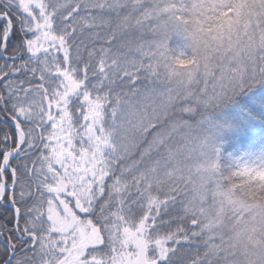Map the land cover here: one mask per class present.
Masks as SVG:
<instances>
[{"label":"snow or ice","instance_id":"obj_1","mask_svg":"<svg viewBox=\"0 0 264 264\" xmlns=\"http://www.w3.org/2000/svg\"><path fill=\"white\" fill-rule=\"evenodd\" d=\"M0 264H264V0H0Z\"/></svg>","mask_w":264,"mask_h":264}]
</instances>
